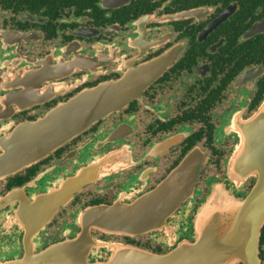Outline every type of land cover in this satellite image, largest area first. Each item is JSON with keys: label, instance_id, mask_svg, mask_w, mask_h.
Masks as SVG:
<instances>
[{"label": "flooded vegetation", "instance_id": "af4514ba", "mask_svg": "<svg viewBox=\"0 0 264 264\" xmlns=\"http://www.w3.org/2000/svg\"><path fill=\"white\" fill-rule=\"evenodd\" d=\"M107 84L113 106L8 165L18 126ZM4 153L0 264H55L83 231L156 253L192 242L212 182L248 191L264 169V0H0ZM179 169L181 195L158 193Z\"/></svg>", "mask_w": 264, "mask_h": 264}, {"label": "water", "instance_id": "95a60500", "mask_svg": "<svg viewBox=\"0 0 264 264\" xmlns=\"http://www.w3.org/2000/svg\"><path fill=\"white\" fill-rule=\"evenodd\" d=\"M112 87V84H107L87 91L39 122L18 126L16 132L25 142L22 143L21 153H13L14 160L8 165L17 164L19 159L23 162L21 154L27 153L24 152L25 148L36 144L34 154L40 155L87 124L97 113L93 110L113 106L108 104V93L113 90ZM122 99L117 97L112 103ZM100 101L104 103L98 105ZM25 160L27 157H24ZM3 162H6L5 153L0 157V163ZM258 172L255 185L238 201L232 202L231 193L227 191L223 192L222 198L204 200L194 220L192 242L184 238L173 243L168 250L156 253L107 244L90 232L83 231L69 241L66 255L62 253L59 257L56 254V258L66 259L55 264H258L259 230L264 219V169L259 168ZM180 173L181 169L172 174L160 186L158 193L181 195L185 185L177 183ZM238 184L239 181L236 182ZM115 211L116 208L96 209L93 217L99 223L102 215ZM103 248L107 251L101 252Z\"/></svg>", "mask_w": 264, "mask_h": 264}, {"label": "rangeland", "instance_id": "374dc122", "mask_svg": "<svg viewBox=\"0 0 264 264\" xmlns=\"http://www.w3.org/2000/svg\"><path fill=\"white\" fill-rule=\"evenodd\" d=\"M219 181L220 180H215L214 182H212L210 189L208 190L207 194H205L204 198L200 201L198 208L201 207L205 203L204 202L205 199L209 200V199H212L213 197L214 198L215 197H221L222 198L223 192L227 191V192L231 193L230 195H231V201L232 202L238 201L240 198L243 197V195L246 192L244 190V184L242 181H239L238 185H236L237 181H233L231 184H226V183L219 182ZM193 199L194 198H191L190 202H192ZM198 208H197L196 213H198Z\"/></svg>", "mask_w": 264, "mask_h": 264}]
</instances>
